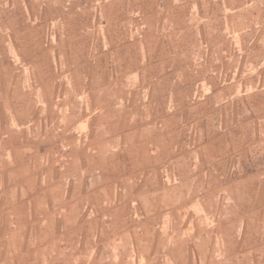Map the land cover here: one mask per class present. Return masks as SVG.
<instances>
[{
  "label": "crops",
  "instance_id": "obj_1",
  "mask_svg": "<svg viewBox=\"0 0 264 264\" xmlns=\"http://www.w3.org/2000/svg\"><path fill=\"white\" fill-rule=\"evenodd\" d=\"M61 6L18 38L36 57L81 52L38 88L65 113L0 116V213L34 232V263L263 264L248 229L264 217V0Z\"/></svg>",
  "mask_w": 264,
  "mask_h": 264
},
{
  "label": "rangeland",
  "instance_id": "obj_2",
  "mask_svg": "<svg viewBox=\"0 0 264 264\" xmlns=\"http://www.w3.org/2000/svg\"><path fill=\"white\" fill-rule=\"evenodd\" d=\"M46 1L47 5L52 1L59 3V9L51 10L46 8L42 10L39 2L36 0H0V116L35 119L45 115L49 116L54 113L55 109H58L57 113L59 115L65 113V106L57 107L56 105H45L40 102L42 95L48 97L50 91L38 88H40L42 79L46 80L51 77L50 72L52 69L54 70L58 67L61 71H66L67 62H74L75 65L79 63L81 65L83 61L81 52L74 59L64 57L57 59L53 57H36L33 52L34 42L31 43V47L25 49L24 44L26 42L19 41L18 37H22L23 35L34 36L39 33L40 29L36 27L34 21L30 22L29 19H34L41 15L44 17L55 16L67 18L72 12L65 8V6H61L62 3L63 5L67 2L79 4L83 0ZM100 1L110 0H86V3L96 7ZM73 13L76 19H82V10L75 9ZM113 14L114 11L107 8L102 10L93 8L90 11L86 10V19H91L92 23L100 21V19L104 21L106 19V23L108 24L110 19L114 18ZM108 27L94 26L92 24L87 32L91 31V34H102ZM67 29L69 30L70 27L66 25L59 26L61 33H65ZM77 30H81V27H76ZM8 34L13 35V41H4L3 36ZM87 45L88 43H86V50L88 49ZM91 45V49L93 50V43ZM29 53L34 55L30 56ZM84 59L86 60V58ZM91 62L92 65L95 64L93 59ZM57 92L60 103L65 102L69 96L68 90L61 89ZM178 92L181 96H187L190 94V89H182ZM246 195L245 197L242 195L236 196L237 201L240 203L239 205L242 206L244 201L246 204ZM3 205L4 203L0 202V210L3 209ZM249 223L248 242L254 249L264 247V217L260 216L256 218V216H252ZM21 227L22 223L20 218H8L3 216L2 212L0 213V264H35L34 257L31 255L34 253L33 240L36 235L34 232L28 235L30 241L25 242L24 238L26 239V237H22L20 234ZM225 234L226 238H221V241H228L229 234ZM28 245H30V248ZM262 256L264 257V251L262 252Z\"/></svg>",
  "mask_w": 264,
  "mask_h": 264
}]
</instances>
